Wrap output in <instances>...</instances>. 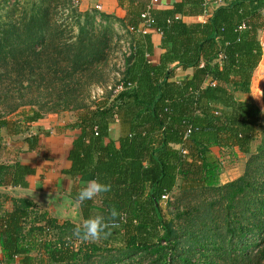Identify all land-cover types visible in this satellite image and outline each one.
<instances>
[{
	"label": "trees",
	"instance_id": "16d2710c",
	"mask_svg": "<svg viewBox=\"0 0 264 264\" xmlns=\"http://www.w3.org/2000/svg\"><path fill=\"white\" fill-rule=\"evenodd\" d=\"M223 1L205 22L182 18L203 13L205 0L151 10V27L162 35L159 64L148 58L149 33L138 34L144 44L123 55L101 97L93 88L107 83L115 33L109 16L94 28L91 13L77 12L70 0L72 14L57 0L0 14V188H27L35 174L3 159V130L25 135L35 151L40 136L30 126L50 114H70L64 131H80L65 170L71 197L84 176L111 185L92 201L75 200L80 222L0 192V264H264V80L263 105L240 98L251 92L264 56V0ZM145 11L142 0L131 7L122 21L128 34ZM179 67L192 72L176 80ZM115 121L125 128L117 141L109 132ZM214 149L245 154L243 173L223 183ZM113 207L119 226L106 238L74 234Z\"/></svg>",
	"mask_w": 264,
	"mask_h": 264
},
{
	"label": "crops",
	"instance_id": "0c3cea01",
	"mask_svg": "<svg viewBox=\"0 0 264 264\" xmlns=\"http://www.w3.org/2000/svg\"><path fill=\"white\" fill-rule=\"evenodd\" d=\"M81 1L79 10L81 12L83 11L82 13L89 11L92 12V9H94L100 14V16L102 14L109 16L108 21L110 25H113L116 29L114 36L117 38L118 42H121L122 47L129 46L132 50L136 48V45L139 44L141 47L144 44L145 40L143 36L138 35L137 33L134 35L128 34L126 28L122 24V21L127 17L131 7L137 5L140 0ZM142 1L146 3L148 9L152 0ZM176 2L177 0H158V2L149 10V13L151 10H165L172 8ZM205 2L203 13L185 15L182 17L183 20L187 23L205 22L212 16L216 6L225 3V1L215 3L213 0H205ZM96 6H99L100 9L96 10ZM102 20L103 22H107L101 17V21ZM148 36L150 48L148 58L153 64L157 65L164 52L161 47L162 35L155 28H152ZM260 37L264 46V30L260 33ZM258 69L264 70V56ZM191 72V70H184L180 67L176 68L175 79L183 80L189 76ZM73 121L74 117L70 114H50L46 118L34 122L30 126V132L40 136V146L35 151H30L28 149V144L24 141L25 135L8 136L7 132L3 130V142L6 145L3 152V159L7 162L19 161L24 165L30 166L35 169V174L27 177L29 187H2L0 188V192H5L14 197L32 199L41 209L48 210L56 216L48 209L47 205L43 204L42 201L47 195L57 194H67L68 197L72 198L70 194L73 187V180L69 174L65 173V170L70 168L68 153L71 148V143L73 139L79 136L80 131H64V127L67 122ZM124 129L125 128L120 121L113 122L109 130L110 137L117 141L123 134ZM88 180H91V178L89 176H84L78 178L77 181L83 186ZM7 207H10L9 203H7ZM1 257L2 254L0 250V259Z\"/></svg>",
	"mask_w": 264,
	"mask_h": 264
},
{
	"label": "rangeland",
	"instance_id": "374dc122",
	"mask_svg": "<svg viewBox=\"0 0 264 264\" xmlns=\"http://www.w3.org/2000/svg\"><path fill=\"white\" fill-rule=\"evenodd\" d=\"M32 1L34 0H0V14H5L12 7L22 8L28 2H32ZM57 2L60 3L59 9H62V5L67 4V6L65 5V9L63 10L65 12V15L69 14L68 12H71L72 14L70 6H68V0H57ZM66 7L68 11H66ZM92 10H93L92 12L90 11L85 12V13H91L90 26H93L94 28L97 29L104 28L107 22L102 23L100 14L97 13L94 9ZM79 11L80 10L78 8L77 12ZM81 20L82 22H85L84 17ZM110 26L112 28L111 32L116 33L115 27L113 25ZM111 48H112L111 49L112 55L109 58V63L106 65V72H107L106 74H108L106 78L107 83L105 85L103 84L97 85L93 88V95H96V97H101L105 95L107 91L110 90L111 85H113L116 76L119 75V69L121 68L120 62H122L123 59V51H122L123 47L121 42H117V38L115 36H113V43L111 44ZM263 80H264V70L261 69L256 70L253 77V85L251 92L249 94L240 95V98L247 101L251 100L253 102H258L260 105H263V97H262ZM254 148H255V144L253 145V149ZM213 154L217 158H219L221 162L222 169L220 173V178L223 181V183L232 181L243 173L247 156L243 154L241 151L236 150L234 154H230L224 151L221 152V150L219 149H214ZM168 200H173V196L169 197ZM139 260L140 259H137L134 262V264H138ZM129 263L130 262H124L121 264H129ZM143 264H149V260L144 259Z\"/></svg>",
	"mask_w": 264,
	"mask_h": 264
},
{
	"label": "clouds",
	"instance_id": "9594fccd",
	"mask_svg": "<svg viewBox=\"0 0 264 264\" xmlns=\"http://www.w3.org/2000/svg\"><path fill=\"white\" fill-rule=\"evenodd\" d=\"M111 191V185L100 179H91L86 181L77 192L75 200L83 204L87 201L96 199L101 194ZM120 213L113 207L107 212V215L98 214L88 217L82 224L74 228V234L84 241L97 242L106 238L110 230L117 228Z\"/></svg>",
	"mask_w": 264,
	"mask_h": 264
},
{
	"label": "water",
	"instance_id": "95a60500",
	"mask_svg": "<svg viewBox=\"0 0 264 264\" xmlns=\"http://www.w3.org/2000/svg\"><path fill=\"white\" fill-rule=\"evenodd\" d=\"M57 218L81 221V211L78 202L67 194L47 195L42 201Z\"/></svg>",
	"mask_w": 264,
	"mask_h": 264
},
{
	"label": "built area",
	"instance_id": "2783aa9c",
	"mask_svg": "<svg viewBox=\"0 0 264 264\" xmlns=\"http://www.w3.org/2000/svg\"><path fill=\"white\" fill-rule=\"evenodd\" d=\"M70 1H71V4L74 8H79L81 5V2H82L81 0H70ZM213 1L215 3H221L223 0H213ZM157 2H158V0H152L151 1L150 5L148 6L147 11L142 14L143 23L136 30L131 28L132 32H135L137 34H142V35L148 34L150 32V30L152 29L151 24H152L153 20H152V16L149 13V10ZM95 8L97 10L100 9L99 6H96ZM122 51H123V55H125V56H129L131 53V49L129 46L123 47ZM121 89H122V85L118 86L116 92H118ZM167 198L168 197H166V199Z\"/></svg>",
	"mask_w": 264,
	"mask_h": 264
}]
</instances>
